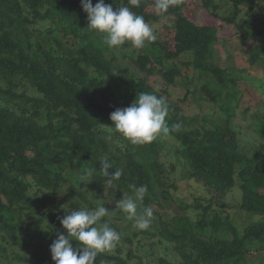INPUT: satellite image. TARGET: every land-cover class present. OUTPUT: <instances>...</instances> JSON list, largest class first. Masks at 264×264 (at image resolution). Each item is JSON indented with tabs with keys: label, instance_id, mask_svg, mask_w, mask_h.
Here are the masks:
<instances>
[{
	"label": "trees",
	"instance_id": "1",
	"mask_svg": "<svg viewBox=\"0 0 264 264\" xmlns=\"http://www.w3.org/2000/svg\"><path fill=\"white\" fill-rule=\"evenodd\" d=\"M186 1L158 14L154 0H141L139 8L105 0L114 10L129 6L149 25L160 15L174 16L173 45L155 33V42L136 49L130 42L109 48L87 28L81 0H0V264H54L49 246L64 231L59 218L99 205L109 210L102 222L121 239L95 264L264 258V100L253 113L256 136L248 138L235 122L242 77L216 61L219 30L188 18ZM201 2L242 39H255L247 60L264 64V0ZM257 6L261 11L252 18L246 8ZM158 76L162 81L153 84ZM179 87L185 93L175 98ZM141 92L164 96L169 128L181 123V129L146 145L116 131L110 113ZM191 97L198 104L184 106ZM205 100L214 108L202 110ZM102 159L113 164L110 173L123 169L112 185L100 173ZM190 179L210 196L190 202L177 195L180 182ZM133 184L148 188L138 208L153 209L148 230L136 229L135 218L116 207L134 195ZM232 195L260 218L237 224L230 211L237 204L227 202Z\"/></svg>",
	"mask_w": 264,
	"mask_h": 264
},
{
	"label": "clouds",
	"instance_id": "2",
	"mask_svg": "<svg viewBox=\"0 0 264 264\" xmlns=\"http://www.w3.org/2000/svg\"><path fill=\"white\" fill-rule=\"evenodd\" d=\"M183 0H154L155 11L166 13L170 7L180 5ZM132 7L139 8L141 0H128ZM83 10L87 13V28L102 35L104 43L109 48L123 46L130 42L136 49H142L146 44L155 42L157 36L151 25L142 15L131 10L129 6L113 9L112 4L98 0L93 5L92 0H81ZM169 113V103L164 96L141 92L127 107L116 108L110 113V120L115 130L127 138L133 145H146L158 137L167 136L170 132L179 131L181 123H175L169 128L166 117ZM113 164L107 159L100 161V173L106 178L108 185L118 181L123 175V169L115 168L110 173ZM95 169L86 171L92 175ZM134 195L116 201V207L135 218L134 227L138 230H148L154 220L151 207H143L148 193L147 185H130ZM109 210L104 205L94 209H77L68 212L60 219L64 231L57 234L50 244L51 258L54 264H95L100 252L112 250L121 239L120 233L109 226L102 218L108 216ZM74 241L79 245L74 246Z\"/></svg>",
	"mask_w": 264,
	"mask_h": 264
},
{
	"label": "rangeland",
	"instance_id": "3",
	"mask_svg": "<svg viewBox=\"0 0 264 264\" xmlns=\"http://www.w3.org/2000/svg\"><path fill=\"white\" fill-rule=\"evenodd\" d=\"M216 1L219 3L226 2V0ZM261 8L264 9V4L263 6H261ZM224 10H226V8H222L221 12L223 13ZM258 11H261L258 6L254 10L246 8V12L248 13V15H251L252 18L255 17V13L258 14ZM183 12L188 18L199 24L214 26L218 28L219 40L216 44L218 57L216 56V61H218L222 65V67L236 68L241 75L240 77L244 78H241V80L239 81V83L241 84L239 88L243 92L244 97L242 98L237 109L235 122H237V124L241 128L243 135L246 133V136L248 138L250 136H256L255 132L252 129L254 124L253 113L258 107L257 105L264 100V83L260 85L261 80L264 81V78L262 79V68L264 64H251L247 60L248 55L245 52V50L247 51L252 48V46L256 42L255 39L251 37L242 39L240 36L241 33H239L233 25L231 26L229 24H222L220 18H216L211 15L206 7L202 4L201 0H187ZM262 14L264 13L262 12ZM173 17V15H160L158 22H156L154 25L150 24L153 27L155 33H158V35L162 39L169 40L170 45L174 44V31L171 28ZM259 39H261V36L258 37V40ZM184 71H186L185 67ZM248 75L252 78H257L255 79V81L257 82H251L250 79H245L247 78L245 76ZM159 81H162L159 76L154 77L151 80L153 84H156V82L159 84ZM175 91V94H177L175 98H178V96H181L185 93V90L180 87ZM182 104L191 108L192 105L195 106V104L197 105L198 103H195L193 97H191L187 102H183ZM199 106L202 107V110H205L206 108H214V106L208 105V100H205L204 104H201ZM245 109H248L246 114L243 113V110ZM177 195H179L180 197H186L188 201L192 202L196 195L210 196V193L201 184H199L195 180L190 179L188 181L184 180L180 182V188L177 191ZM237 196L232 195L231 198H228L227 202H229L231 205L239 203L240 199ZM230 211L232 212L237 224H243L248 221L258 220L260 218L259 215H254L251 212L242 210L241 208H239L238 204L237 207H232ZM157 251L161 253L160 248H158ZM262 259L264 258L257 254L256 256L249 257L243 264H260Z\"/></svg>",
	"mask_w": 264,
	"mask_h": 264
}]
</instances>
